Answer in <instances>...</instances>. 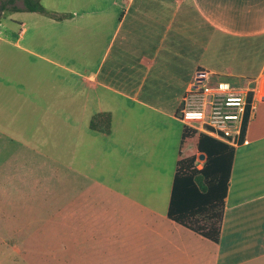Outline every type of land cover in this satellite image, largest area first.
<instances>
[{"label": "crops", "instance_id": "1", "mask_svg": "<svg viewBox=\"0 0 264 264\" xmlns=\"http://www.w3.org/2000/svg\"><path fill=\"white\" fill-rule=\"evenodd\" d=\"M58 1L62 9H44L50 14L47 26L57 25L68 31L62 32L58 41L73 48L70 60L60 65L74 80L72 90L66 88L73 96L66 100L59 93L56 98L63 99L50 104L42 102L45 95L22 99L11 90L10 102L20 98L28 101L25 105L29 109L43 110L36 129L41 140H26V144L34 147L27 152L42 160L45 173L37 177L34 168L26 164L15 168L10 181H15L14 188L18 189L19 183L30 176L33 180L27 188L46 191L41 204H62L59 194L52 191L56 186L50 184L61 183L67 173H79L65 166L61 173L59 158L63 150L43 151L39 145L46 146L49 135L58 140L68 131V138L75 142L70 145L72 149L83 136L100 135L107 141L109 137L117 141L124 155L133 160V181L129 185L136 191L131 196L116 193L103 200L92 195L89 185L84 193L75 195L72 212L64 204L45 216L28 218L17 208L11 219L73 220L74 264H264V0ZM54 14L64 16L54 19ZM86 27L90 42L107 40L108 45L94 71L82 69V29ZM197 72L213 79L238 81L253 92L254 110L243 143L235 148L218 243L167 217L175 171L169 170L168 163L177 145L175 114ZM88 91L100 110H110L108 101L118 97L115 106L125 112V123L114 128L112 124L108 133L83 126L63 128L66 122L60 109L86 108L80 102L82 96L88 99ZM104 113L109 112H99ZM49 114L55 116L49 120ZM52 120L55 126L45 128ZM5 134L6 129L0 125V139ZM10 135V141L25 145L21 138L14 137L17 132L11 129ZM106 146L107 150L111 144ZM169 171L171 186L167 190ZM20 192L11 206H19L23 204L19 199L27 198Z\"/></svg>", "mask_w": 264, "mask_h": 264}, {"label": "rangeland", "instance_id": "2", "mask_svg": "<svg viewBox=\"0 0 264 264\" xmlns=\"http://www.w3.org/2000/svg\"><path fill=\"white\" fill-rule=\"evenodd\" d=\"M5 1L7 0H0V125L1 129L3 127L6 129V134L0 139V264H74L75 222L73 220H13L11 215H15L13 213L18 208V212L24 213L21 215L28 218L37 217L38 214L45 216L47 213L53 212L54 208L62 207L64 204H66L67 211L72 212L75 195L84 193L89 185L93 189L92 195L96 194L103 200L116 193L131 196L132 192L136 191L130 189L129 185L131 180L133 181L130 173L133 168V160L129 157L130 155H124L118 142L110 137L107 141L100 135L83 136L82 139L76 141L77 145L73 150L70 145L73 146L75 142L68 138V131L64 137L58 140L49 135L47 145H39V149L44 151L49 148V151L56 153L63 150V154L59 158L62 165L59 166L61 173H63L61 167L64 166L79 173L77 176H68L67 173V178L61 183L50 184L56 186L52 191L59 194V201L62 204H41L40 200L46 191L27 188V184L33 180H30V176L19 183L21 186L18 189L14 188L15 181H10V176L13 175L16 167L21 169L27 164L34 168L37 177L45 173L42 171V160L27 152L29 148L34 147L26 144V140L30 143L32 140L35 141L34 139H40L41 136L36 135V129L41 122L43 110L29 109L25 105L28 101L24 103L21 100L24 97L30 99L32 96H37L40 98L43 95L46 96L42 101L44 103L47 101L50 104H58L63 98L69 100L73 95L66 88L70 87L72 90L74 80L62 71L60 65L64 64L63 60H70L73 48L67 44L59 45L61 44L58 41L60 34L68 31L63 27L58 28L57 25L47 26L50 22L48 12L46 14L10 11L12 7L23 8L22 0H13L12 4L5 3V9L2 11L1 5ZM39 3L46 9H54V11L62 9L58 0H39ZM60 16L64 15L54 14L53 18L58 19ZM19 23L24 24L20 26ZM82 40L81 51L84 60L82 69L94 71L108 46L107 40L90 42L88 27L82 29ZM115 48H118V45H115ZM113 54L114 49L109 54L106 65ZM46 59H50V61H46ZM64 87L65 91L62 90ZM48 88L49 90H47ZM11 90H15L22 99L17 98L10 102ZM59 93L63 98H56ZM86 96L87 100L82 96L81 102L79 101L86 108L77 110L72 106H67L60 109L61 116L64 114L66 122L63 124V128L73 130L83 126V129H89L92 117L99 114L100 111H106L111 116L113 115V123H110V126L113 124V128L115 125L119 126V123H125V112L115 106L118 103V97L114 96L110 103L108 101L110 110H100L101 108H98L91 100L93 93L88 91ZM54 116L49 114V120ZM129 116L130 113L127 115L128 119ZM101 120L104 121V117ZM176 121V150H173L168 159L171 172L176 167L177 149L184 126L177 118ZM54 123V120L49 121L45 128L51 129L55 126ZM135 123H137L136 120ZM11 129L17 132L18 136H14L15 138L22 139L25 144L23 147L17 141H10L13 139L10 135ZM108 142L112 147L110 146L106 150ZM196 165L200 166L198 160H196ZM170 171L167 190L171 186ZM24 175L26 174H22L21 177ZM164 184H166L165 181ZM166 188H163L162 191ZM20 191L26 193L27 198L19 199L23 204L17 207L11 206L10 202L17 200ZM85 196L90 197L89 195ZM102 199L100 203L104 205L105 202ZM26 200L28 204H25ZM83 201L89 202L90 200L83 199ZM21 215L17 214L19 217Z\"/></svg>", "mask_w": 264, "mask_h": 264}, {"label": "trees", "instance_id": "3", "mask_svg": "<svg viewBox=\"0 0 264 264\" xmlns=\"http://www.w3.org/2000/svg\"><path fill=\"white\" fill-rule=\"evenodd\" d=\"M12 1L3 2L1 10ZM22 1L23 8L12 7L10 11L45 13L39 0ZM110 123L109 113L97 114L89 128L108 133ZM243 139L244 131L241 143ZM234 153V148L183 126L167 211L171 221L218 243ZM197 155L204 156L200 168L196 165Z\"/></svg>", "mask_w": 264, "mask_h": 264}, {"label": "built area", "instance_id": "4", "mask_svg": "<svg viewBox=\"0 0 264 264\" xmlns=\"http://www.w3.org/2000/svg\"><path fill=\"white\" fill-rule=\"evenodd\" d=\"M252 93L238 81L213 79L197 72L181 97L175 118L187 128L235 149L242 144L243 131L245 135L254 110ZM199 156L198 168L203 164Z\"/></svg>", "mask_w": 264, "mask_h": 264}, {"label": "water", "instance_id": "5", "mask_svg": "<svg viewBox=\"0 0 264 264\" xmlns=\"http://www.w3.org/2000/svg\"><path fill=\"white\" fill-rule=\"evenodd\" d=\"M199 159H200V160H203V159H204V156H203V155H200V156H199Z\"/></svg>", "mask_w": 264, "mask_h": 264}]
</instances>
